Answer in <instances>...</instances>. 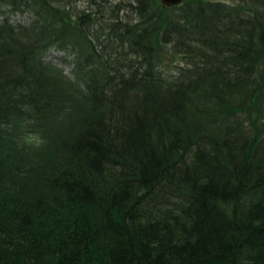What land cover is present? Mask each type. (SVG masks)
I'll return each mask as SVG.
<instances>
[{"label":"trees","instance_id":"trees-1","mask_svg":"<svg viewBox=\"0 0 264 264\" xmlns=\"http://www.w3.org/2000/svg\"><path fill=\"white\" fill-rule=\"evenodd\" d=\"M0 264H264V0H0Z\"/></svg>","mask_w":264,"mask_h":264},{"label":"rangeland","instance_id":"rangeland-1","mask_svg":"<svg viewBox=\"0 0 264 264\" xmlns=\"http://www.w3.org/2000/svg\"><path fill=\"white\" fill-rule=\"evenodd\" d=\"M76 6L78 4L79 7H85V3L84 2H76L75 3ZM30 16L28 14H17L14 17L15 21L18 22H28ZM167 54V53H166ZM72 59V56L67 55L65 51H61V50H51L48 55H47V60L51 61L52 63L62 67L65 69V71L67 73H71V69H72V64L70 62V60Z\"/></svg>","mask_w":264,"mask_h":264},{"label":"clouds","instance_id":"clouds-1","mask_svg":"<svg viewBox=\"0 0 264 264\" xmlns=\"http://www.w3.org/2000/svg\"><path fill=\"white\" fill-rule=\"evenodd\" d=\"M20 143L28 149L40 150L46 145L47 141L40 133H28L20 138Z\"/></svg>","mask_w":264,"mask_h":264},{"label":"water","instance_id":"water-1","mask_svg":"<svg viewBox=\"0 0 264 264\" xmlns=\"http://www.w3.org/2000/svg\"><path fill=\"white\" fill-rule=\"evenodd\" d=\"M185 0H161L162 4L165 7H173L176 5H180L184 2Z\"/></svg>","mask_w":264,"mask_h":264}]
</instances>
